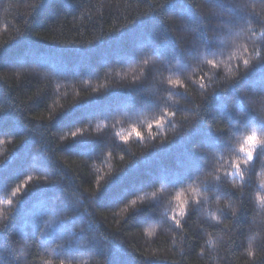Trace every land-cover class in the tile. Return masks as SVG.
Masks as SVG:
<instances>
[{"label": "trees", "instance_id": "trees-1", "mask_svg": "<svg viewBox=\"0 0 264 264\" xmlns=\"http://www.w3.org/2000/svg\"><path fill=\"white\" fill-rule=\"evenodd\" d=\"M258 21L264 0H0V264H264V156L228 175L264 119Z\"/></svg>", "mask_w": 264, "mask_h": 264}, {"label": "snow or ice", "instance_id": "snow-or-ice-1", "mask_svg": "<svg viewBox=\"0 0 264 264\" xmlns=\"http://www.w3.org/2000/svg\"><path fill=\"white\" fill-rule=\"evenodd\" d=\"M221 7H223V5H220ZM192 14V9L188 8L186 10L183 11V13L181 14V19L187 21V19L191 16ZM231 14V13H230ZM238 15V14H237ZM251 18V17H250ZM240 19H243V17H240ZM222 23H226V24H233L234 20H228V21H221ZM262 26H264V21H258ZM178 31H180V28H177ZM211 42L206 41L205 42V54H212V50H211ZM158 54V53H157ZM145 63H147V61H145ZM208 64L212 65L213 67H215V64L213 62V60H208L207 61ZM244 65L246 68L249 67L250 62L248 60H245ZM247 78V74L245 73L244 76L240 77V80L236 81V83L233 85V87H239L240 85V81L246 80ZM178 81L175 80H168V84L170 85H175L177 84ZM201 87H204V85H201ZM165 115H172L171 113H165ZM243 122H244V126H255L252 134L248 135L243 143L240 145V153H242V155H236L235 159L233 160V172L228 173L229 176H234V177H239V179L241 181H244L245 184H247V181L245 180V173L246 170L248 171V175L249 177L251 176V168L254 165L255 161L257 159H259L261 156H264V119H258L255 116L249 115L247 112L245 113L244 117L242 118ZM162 121H157V126H161L162 125ZM241 121H237V125H240ZM151 127V126H150ZM133 131H135V129H133ZM257 132L259 133V135H257ZM73 136L76 135V133H72ZM137 136H139L140 134L137 132L136 133ZM223 135V130H221V133L219 135H217L215 137L216 140L221 139ZM216 179H219V177H216ZM260 187L262 189H264V178H262L260 180ZM193 192H196V189H193ZM13 196L16 195L15 192L12 193ZM108 195V193L106 191H100L97 194V199H104L106 196ZM153 195H155V193H153ZM229 195L235 196V193H229ZM177 200V205H178V215L181 217V219L184 218L185 216V205H186V201L181 200L180 196L176 197ZM257 201L264 205V196H257ZM6 203L11 204L12 201L8 200L6 201ZM133 204H135V201H132ZM237 214L236 209L233 208V215L235 216ZM172 219L175 221V226L177 228L181 227V219H176V217H172ZM213 219H216V217H213ZM54 223L59 225V217L57 216V214H53L52 218L48 221V225L47 227H51ZM153 230H150L148 232L149 235L152 234ZM249 255H251V253H249Z\"/></svg>", "mask_w": 264, "mask_h": 264}]
</instances>
